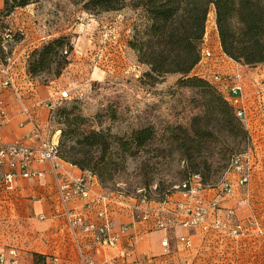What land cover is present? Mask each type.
<instances>
[{"label":"rangeland","instance_id":"374dc122","mask_svg":"<svg viewBox=\"0 0 264 264\" xmlns=\"http://www.w3.org/2000/svg\"><path fill=\"white\" fill-rule=\"evenodd\" d=\"M132 2L125 0L122 9L107 12L87 11L82 0H35L25 7L16 8L19 13L15 15L4 12V0L0 8L1 62H10L17 43L32 23L49 35L47 40L68 36L74 46L70 62L59 77L43 73L32 78L47 92V97L38 101V106L48 112L47 132L41 130L45 136L51 138L56 131L53 128H57L60 141L66 128V113L85 118L83 124L70 127L77 134L93 129L109 131L117 137L146 130L156 134L155 142L162 144L164 150L159 156L154 157L157 152L154 146L158 143L146 149L140 146L142 152L120 160L121 170L102 185L107 192L125 196L134 195L140 186L157 185L161 192L171 191L185 180L183 161L191 162L176 147H169L166 138L161 136L170 126L190 131L193 118L203 112L202 98L197 90L177 83L181 75L168 74L159 81L145 75L148 66L138 60L136 52L129 46V40L135 30L145 28L148 15L143 8H134ZM6 34H9L8 37ZM202 54V60L193 74L213 81L217 74L223 77L240 75L244 97L234 104L243 106L244 100L246 110L241 107L243 122L251 141L249 145L241 136L234 139L217 132L214 140L202 144L201 155L193 163L208 172L211 184L217 185L224 179L236 182L240 173L229 166V160L233 154L244 153L248 149L250 176L244 185L237 187L235 196L223 200V210L234 207L240 220L255 219L264 228V198L255 201L256 198L251 199L250 196H264V177L256 180V176L264 173V156L263 163L258 165L256 162L257 153L264 145V66L239 68L236 74L229 72L226 66L234 60L223 53L212 16L207 21ZM233 79L228 80L230 85L234 83ZM49 100L56 103L55 122L49 118L46 104ZM71 143L72 140L68 141V144ZM143 160H147L146 164L142 163ZM151 198L157 199V196ZM223 210H214L209 220L223 218ZM198 232L201 239L197 249L192 253L190 251L192 258L188 264H239L240 246L243 251L245 246L253 245L243 241L257 244L264 240V234L249 240L232 238L213 230L204 234Z\"/></svg>","mask_w":264,"mask_h":264},{"label":"trees","instance_id":"16d2710c","mask_svg":"<svg viewBox=\"0 0 264 264\" xmlns=\"http://www.w3.org/2000/svg\"><path fill=\"white\" fill-rule=\"evenodd\" d=\"M34 1L4 0V12L10 14ZM82 2L84 9L90 12L117 11L125 6V0ZM132 6L143 8L148 15L145 28L135 30L129 40V46L136 52L138 60L148 66L145 75L154 81L168 74L181 75L177 83L196 89L202 98L203 112L193 118L190 131L170 126L161 138L165 137L169 147H176L191 162L183 161L185 179L199 175L205 187H216L226 179L217 185L211 184L208 172L193 163L201 155L202 144H209L216 138L217 132L234 139L241 136L249 145L251 138L243 116L238 115V107L231 97L221 92L215 81L193 72L203 57L206 25L212 9L223 53L251 67L264 63V0H133ZM73 49L68 36L47 40L30 51L27 73L31 78L43 73L59 77L70 62ZM54 114L56 117L55 111ZM84 121L85 118L79 114L66 113V128L59 141V154L65 161L96 175L101 185L112 180L121 170L120 160L140 154L141 147L146 149L158 143L155 142L156 134L150 130L117 137L102 129L82 134L70 129L72 125H81ZM70 140L72 143L68 144ZM161 145L154 146L157 151L154 157L164 151ZM247 150L233 154L229 166L232 167L235 157ZM146 161L142 163L146 164ZM171 191L161 192L157 186V198ZM34 258L35 264H42L38 253H34Z\"/></svg>","mask_w":264,"mask_h":264},{"label":"crops","instance_id":"0c3cea01","mask_svg":"<svg viewBox=\"0 0 264 264\" xmlns=\"http://www.w3.org/2000/svg\"><path fill=\"white\" fill-rule=\"evenodd\" d=\"M2 6L3 0H0V8ZM17 13L19 10L13 11V15ZM48 38L49 35H46L41 27L32 23L31 28L27 29L25 36L17 43L13 51L9 65L13 86L4 89L1 93L7 119L0 129V134L5 141L24 139L32 128V122H37L41 130L47 132L45 128L48 112L45 108L38 106L39 99L46 98L47 92L38 82L29 77L27 58L32 49L39 47ZM257 66H264V63ZM244 67L254 68L234 61L226 66L227 70L233 74ZM1 79L0 74V81ZM242 102L243 106L240 108L243 107L246 110L244 100ZM25 109H28L30 113L27 114ZM261 146L259 151L261 156L257 151L258 165L260 162L263 163L264 145ZM33 168L41 170L43 175L30 178L18 176L14 189L11 191L0 184V252L6 251L5 259L0 260V264H13V259L17 260V264H35L34 253L42 257L40 260L42 264H82L81 257L97 262L111 261L112 264H188L187 262L192 258L190 251L192 253L197 249L196 246L201 239L198 231L180 227L168 231L156 228L157 213L153 210L155 203L143 206L144 209H150V214L147 220H140L141 212H137L124 201L114 202L113 200L106 201L113 218V226L118 229L121 224L127 223L130 226L128 236L121 238L114 247L95 243L92 231L86 232L83 227L76 231L70 228L62 207L58 203L56 176L50 164L34 163ZM70 170L75 176L84 174V171L76 166L71 167ZM4 171L6 168L0 167V173ZM263 175L264 173L262 176H256V180L264 177ZM91 185L95 193L106 196L110 193L103 188L96 176L91 178ZM246 195L248 201L249 193ZM250 196L251 199L256 198L255 201L258 198H264V196L251 194ZM128 200L131 201V199ZM85 201L76 197L71 199L67 206L75 211H82L86 218L100 224L101 219L97 216V212L102 205L91 203L92 198H90V204L85 208ZM134 203L132 201V205ZM248 208L252 210L251 205H248ZM181 234L192 238V249L183 247L177 241V237ZM165 237L169 239V247L162 246L161 241ZM243 242L253 243V245L245 246L243 251L240 246L238 263L264 264V240L258 241L257 244ZM10 250H13L14 254H10Z\"/></svg>","mask_w":264,"mask_h":264},{"label":"built area","instance_id":"2783aa9c","mask_svg":"<svg viewBox=\"0 0 264 264\" xmlns=\"http://www.w3.org/2000/svg\"><path fill=\"white\" fill-rule=\"evenodd\" d=\"M9 34H6L8 37ZM10 62L3 63L0 61V129L6 122L7 114L2 104L1 93L4 89L13 86L10 77ZM224 76V75H223ZM216 75L215 81L220 90L228 94L233 103H238L243 96V85L240 75L223 77ZM233 79L234 83L230 85L228 80ZM47 108L50 112L49 118L51 122H55L54 110L56 103L49 100ZM26 113L30 112L25 109ZM238 115L243 116V110L238 107ZM31 130L26 134L24 139L13 141H5L0 134V167H5L6 171L0 173V184L8 191L14 189L15 180L18 176L30 178L34 176H42L41 170L33 168L34 163H49L52 172L56 176L57 189L59 192L58 203L62 207L63 214L72 229L76 231L83 227L86 232H93L94 242L114 247L124 236H128L130 226L127 223L121 224L118 229L113 226V218L110 214L106 201L114 202L124 201L137 212H141L140 220L149 218L150 209H144L143 206L155 203L153 210L157 213L156 228L159 230H170L180 227L187 230L201 231L202 234L208 230H213L225 236L232 238H245L251 240L252 237L264 234V228L261 227L255 219L240 220L236 215L234 207H228L223 210V200L235 196L237 187L244 185L249 174L250 160L248 153L235 157L232 167L240 174L236 182L230 179L224 180L216 187H205L200 181L199 175H193L173 188L169 194H165L160 199H153L157 196V185L149 188L140 186L136 189L134 195H120L110 192L102 195L95 193L91 178L96 176L89 171H84L81 176H75L70 168L75 166L60 157L59 139L57 128L53 136H45L41 131L37 122H32ZM97 177V176H96ZM153 194V195H152ZM81 198L85 201V208L91 203L101 204L98 210V217L101 219L100 224L86 218L82 211H75L68 208L67 203L73 198ZM128 199H131L128 200ZM132 201L135 202L132 205ZM223 210V218H215L209 220L214 210ZM255 239V238H254ZM177 241L185 248L193 245L192 238L189 235L181 234L177 237ZM162 246L169 247V239L165 237ZM14 254L13 250L9 251ZM6 251L0 252V260L5 259ZM82 264H112L108 262H97L92 259L81 257ZM13 264H17V260H12Z\"/></svg>","mask_w":264,"mask_h":264},{"label":"bare ground","instance_id":"6f19581e","mask_svg":"<svg viewBox=\"0 0 264 264\" xmlns=\"http://www.w3.org/2000/svg\"><path fill=\"white\" fill-rule=\"evenodd\" d=\"M209 16H212V18H213V23L215 24V14H214V11H211V12L209 13Z\"/></svg>","mask_w":264,"mask_h":264}]
</instances>
